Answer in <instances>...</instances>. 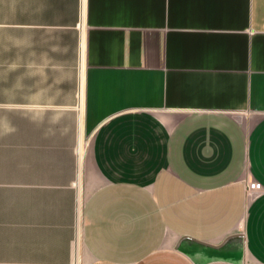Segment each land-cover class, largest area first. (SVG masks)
<instances>
[{
  "label": "crops",
  "instance_id": "0c3cea01",
  "mask_svg": "<svg viewBox=\"0 0 264 264\" xmlns=\"http://www.w3.org/2000/svg\"><path fill=\"white\" fill-rule=\"evenodd\" d=\"M254 180L264 0H0V264H264Z\"/></svg>",
  "mask_w": 264,
  "mask_h": 264
},
{
  "label": "built area",
  "instance_id": "2783aa9c",
  "mask_svg": "<svg viewBox=\"0 0 264 264\" xmlns=\"http://www.w3.org/2000/svg\"><path fill=\"white\" fill-rule=\"evenodd\" d=\"M247 187L249 188L248 191L250 193H253V192L259 193L264 189V185L260 181H257V180L248 182Z\"/></svg>",
  "mask_w": 264,
  "mask_h": 264
},
{
  "label": "water",
  "instance_id": "95a60500",
  "mask_svg": "<svg viewBox=\"0 0 264 264\" xmlns=\"http://www.w3.org/2000/svg\"><path fill=\"white\" fill-rule=\"evenodd\" d=\"M235 235H237V234H232L231 236H229L228 238H226L222 244H224L230 237L235 236ZM202 243H205V244H208V245H214V244H211L210 242H205V241H202ZM222 244H219L217 246H220Z\"/></svg>",
  "mask_w": 264,
  "mask_h": 264
}]
</instances>
